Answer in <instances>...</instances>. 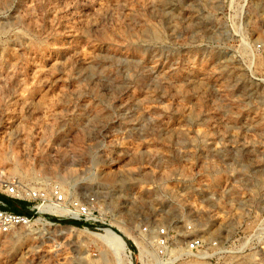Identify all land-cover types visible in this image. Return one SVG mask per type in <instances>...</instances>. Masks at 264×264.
<instances>
[{"label":"rangeland","instance_id":"1","mask_svg":"<svg viewBox=\"0 0 264 264\" xmlns=\"http://www.w3.org/2000/svg\"><path fill=\"white\" fill-rule=\"evenodd\" d=\"M0 174L99 205L0 264H138L140 224L186 219L264 264V0H0Z\"/></svg>","mask_w":264,"mask_h":264},{"label":"built area","instance_id":"2","mask_svg":"<svg viewBox=\"0 0 264 264\" xmlns=\"http://www.w3.org/2000/svg\"><path fill=\"white\" fill-rule=\"evenodd\" d=\"M4 196L19 202L11 203ZM98 206L94 193L82 199L68 192L57 180L46 182L41 179L23 180L12 175L0 176V233L17 225L36 223L37 217L47 220L46 217L62 216L93 222L97 220ZM136 235L140 247L132 241L136 247L138 264H221L220 260L224 256L238 251L227 238L204 234L192 219L179 223H142ZM126 251L133 264L132 250L127 245Z\"/></svg>","mask_w":264,"mask_h":264},{"label":"bare ground","instance_id":"3","mask_svg":"<svg viewBox=\"0 0 264 264\" xmlns=\"http://www.w3.org/2000/svg\"><path fill=\"white\" fill-rule=\"evenodd\" d=\"M7 175V177H9V176H11V175H8V174H6ZM0 176H3V174H0ZM41 219H45V218H42V217H37L36 218V221H38V222H40L41 224H47L48 222L46 221H42ZM263 225V224H262ZM262 227H264V226H262ZM119 234V233H118ZM95 235H97V234H95ZM104 241H106L107 243L109 242V243H111L114 247H115V249L118 251V252H123V250L125 249V244H124V242L120 239V237L119 236H117L114 232H108V233H106V234H104V235H100V234H98ZM120 236H121V234H119ZM122 237V236H121ZM123 238V237H122ZM111 245V246H112Z\"/></svg>","mask_w":264,"mask_h":264},{"label":"trees","instance_id":"4","mask_svg":"<svg viewBox=\"0 0 264 264\" xmlns=\"http://www.w3.org/2000/svg\"><path fill=\"white\" fill-rule=\"evenodd\" d=\"M16 210H19V208H17V207H14ZM74 221H76V220H74ZM71 222H73V221H71ZM78 222V221H77Z\"/></svg>","mask_w":264,"mask_h":264},{"label":"crops","instance_id":"5","mask_svg":"<svg viewBox=\"0 0 264 264\" xmlns=\"http://www.w3.org/2000/svg\"><path fill=\"white\" fill-rule=\"evenodd\" d=\"M4 197H5V196H4ZM5 198L9 199L8 197H5Z\"/></svg>","mask_w":264,"mask_h":264}]
</instances>
